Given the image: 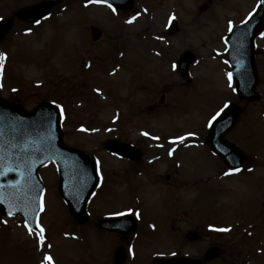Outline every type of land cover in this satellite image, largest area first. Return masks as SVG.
Returning <instances> with one entry per match:
<instances>
[{
    "label": "rangeland",
    "instance_id": "1",
    "mask_svg": "<svg viewBox=\"0 0 264 264\" xmlns=\"http://www.w3.org/2000/svg\"><path fill=\"white\" fill-rule=\"evenodd\" d=\"M37 1L0 0V13ZM252 4L134 0L120 11L90 0H63L36 24L14 22L9 41H3L12 49L0 47L6 54L3 64L0 52V96L26 110L42 100L55 103L64 142L101 162L106 177L89 200L90 217L79 226L57 194L54 168L44 166L41 224L27 231L17 216L1 217L0 264H37L40 256L42 264H112V246L121 242L92 223L108 213L142 210L147 215L142 220L151 219L156 228L146 235L147 226L141 225L142 232L127 241L132 246L139 237L127 264H150V252L196 255L210 242L219 244L221 253L207 264H264V23L254 47L255 89L261 98L241 103L239 119L226 135L246 152L244 165L227 170L202 142L210 120L239 100L229 79L224 38ZM171 18L172 34L167 30ZM91 26L100 28L102 39L90 42ZM186 49L197 56L187 81L173 71ZM161 93L164 102L158 105ZM183 135L191 138L171 142ZM111 138L143 150L139 163L114 159L104 148ZM167 173L172 174L168 182L160 178ZM195 226L208 233L209 242L181 238ZM173 237L181 240L177 246Z\"/></svg>",
    "mask_w": 264,
    "mask_h": 264
},
{
    "label": "water",
    "instance_id": "2",
    "mask_svg": "<svg viewBox=\"0 0 264 264\" xmlns=\"http://www.w3.org/2000/svg\"><path fill=\"white\" fill-rule=\"evenodd\" d=\"M60 0H42L31 7L18 12V17L35 22L45 15L50 7ZM118 8L129 7L132 0H104ZM264 14V0L256 15L249 21L232 28L227 38L228 58L233 67L232 75L236 80V90L242 99H258L254 91L256 75L253 66V37ZM11 21L0 23V36L10 27ZM100 32L92 29L94 39ZM193 60L191 54L180 59V71L187 72L188 64ZM240 109L236 105L228 106L212 123L207 136V144L223 157L230 167L241 165L243 155L232 144L225 141L224 134L232 127ZM59 113L49 103L43 102L32 112L24 113L18 105H12L0 99V214L21 213L26 222L35 227L36 213L39 207L41 186L37 178V169L43 163L53 160L59 169V192L69 206L70 212L79 222L85 219V203L97 183V175L90 159L77 150L61 144ZM107 148L128 158H138L130 146L111 141ZM127 223L125 227L123 224ZM99 227L113 229L122 234L121 238L132 233L136 223L131 216L117 220H100ZM124 232H120L123 231ZM124 234V235H123ZM191 239L193 234H187ZM215 249L208 256H215ZM123 254L117 252L115 261L120 263ZM156 264H201L187 260L173 259Z\"/></svg>",
    "mask_w": 264,
    "mask_h": 264
},
{
    "label": "snow or ice",
    "instance_id": "3",
    "mask_svg": "<svg viewBox=\"0 0 264 264\" xmlns=\"http://www.w3.org/2000/svg\"><path fill=\"white\" fill-rule=\"evenodd\" d=\"M109 7H111V5H109ZM135 19V18H133ZM131 22V21H129ZM0 58H2V56H0ZM229 79H231V74H229ZM145 135H147V133H145ZM182 139V138H181ZM171 154V153H170ZM236 171H239V169H236ZM217 231H228V229H216ZM40 232L42 233L43 232V229L40 228ZM43 239V237H41V240ZM46 259H50V258H46Z\"/></svg>",
    "mask_w": 264,
    "mask_h": 264
}]
</instances>
